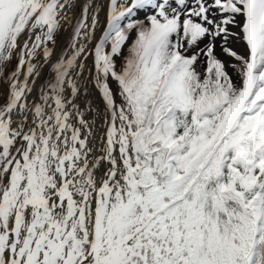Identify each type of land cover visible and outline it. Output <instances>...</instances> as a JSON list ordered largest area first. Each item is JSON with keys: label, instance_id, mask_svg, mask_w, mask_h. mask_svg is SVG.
Wrapping results in <instances>:
<instances>
[{"label": "snow or ice", "instance_id": "1", "mask_svg": "<svg viewBox=\"0 0 264 264\" xmlns=\"http://www.w3.org/2000/svg\"><path fill=\"white\" fill-rule=\"evenodd\" d=\"M0 264H264V0H0Z\"/></svg>", "mask_w": 264, "mask_h": 264}]
</instances>
